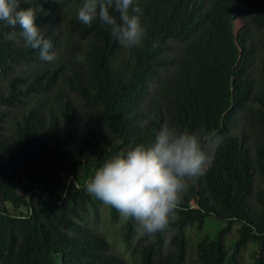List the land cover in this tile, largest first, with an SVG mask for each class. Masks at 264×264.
<instances>
[{
	"label": "trees",
	"instance_id": "obj_1",
	"mask_svg": "<svg viewBox=\"0 0 264 264\" xmlns=\"http://www.w3.org/2000/svg\"><path fill=\"white\" fill-rule=\"evenodd\" d=\"M82 3L22 4L37 10L54 62L0 22V264H184L185 229L208 216L222 223L196 239L189 264H239L248 244L246 264H264V0H134L145 35L119 61L110 29L78 19ZM164 124L221 143L206 146L212 163L187 182L166 236L149 239L124 218L113 245L86 182Z\"/></svg>",
	"mask_w": 264,
	"mask_h": 264
},
{
	"label": "clouds",
	"instance_id": "obj_2",
	"mask_svg": "<svg viewBox=\"0 0 264 264\" xmlns=\"http://www.w3.org/2000/svg\"><path fill=\"white\" fill-rule=\"evenodd\" d=\"M25 3L29 0H0V22L13 30L19 28L25 46L39 50L42 60L56 61V53L50 51L52 42L35 22L37 10L22 7ZM141 15L134 0H83L78 10L81 23L91 26L99 21L125 47L142 43ZM16 35L11 31L6 38ZM77 60L83 63L84 57L78 55ZM220 143L214 132L178 130L164 124L150 144H136L107 159L86 182L85 190L124 218L134 219L149 239L166 236L177 218L187 181L204 175L212 163L206 146L212 149Z\"/></svg>",
	"mask_w": 264,
	"mask_h": 264
},
{
	"label": "rangeland",
	"instance_id": "obj_3",
	"mask_svg": "<svg viewBox=\"0 0 264 264\" xmlns=\"http://www.w3.org/2000/svg\"><path fill=\"white\" fill-rule=\"evenodd\" d=\"M239 26H240V21L236 20L234 23L235 30ZM129 49L130 47H125L121 45V50L117 56L118 61L121 60L122 58L124 59L127 57ZM57 54H58V51H57ZM144 107L147 108V104H145ZM245 108H247V105L244 106V109ZM243 111L244 110H241V112L239 113V117H238L239 121H241V117L243 116ZM247 129L250 130V128H247ZM191 179H189L187 182L191 181ZM254 186H255L254 190L260 186L259 180L257 178L254 179ZM18 190H20V188H18ZM190 203L193 204V201L191 200ZM252 203L256 204V208H259V207L262 208V206L256 201L252 200ZM104 205L105 203L100 204L99 206L98 216L96 217L98 218L97 225L101 229V231L104 232V234L106 235V238L109 240L111 244L119 246V237L117 234L119 231L118 226L120 222L124 219V217L121 216L120 213L118 212L116 215V218L111 221V219L108 216H106ZM262 209H264V207ZM221 223L213 219L212 217L208 216L204 219L203 225L200 229L198 230H189L190 228L185 229V234H187V245H186V254H185L184 264H189L188 260L191 255V247L193 246L196 239L205 234L210 237H213L214 234L219 229V225ZM235 227L234 229L232 227V229L226 234V236H224L223 242L225 246L227 247L228 252H230V249L228 248V246L230 245V243L233 241V239L236 236ZM137 231H140L138 224H137ZM121 247L122 246L120 245V248ZM253 248H256V246L253 244H248L246 248L240 252L239 264H246L251 260L250 253Z\"/></svg>",
	"mask_w": 264,
	"mask_h": 264
}]
</instances>
